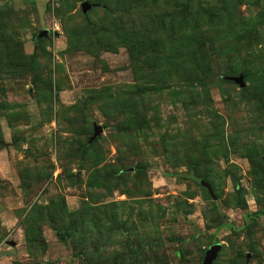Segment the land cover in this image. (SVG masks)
I'll list each match as a JSON object with an SVG mask.
<instances>
[{"label": "rangeland", "instance_id": "1", "mask_svg": "<svg viewBox=\"0 0 264 264\" xmlns=\"http://www.w3.org/2000/svg\"><path fill=\"white\" fill-rule=\"evenodd\" d=\"M0 141V264H264V0H0Z\"/></svg>", "mask_w": 264, "mask_h": 264}, {"label": "water", "instance_id": "2", "mask_svg": "<svg viewBox=\"0 0 264 264\" xmlns=\"http://www.w3.org/2000/svg\"><path fill=\"white\" fill-rule=\"evenodd\" d=\"M92 5L88 4V3H84L82 5V12L84 15H86L91 9H92ZM49 31H43L39 34L38 36V40L43 39L45 37L48 36ZM239 83V85L243 88L245 87V84L243 82L242 79L237 81ZM93 126H94V130H95V134H94V138L92 140H95L97 137H99L103 131L102 126L98 125L96 122H93ZM0 145H3V142L0 141ZM198 183H200L202 186H204L205 188H207V190L209 191L210 195L213 196V189L212 187L205 183L203 180H196ZM222 250V244H216L214 245L210 251L207 252L206 258L203 262V264H214V262L216 261L220 251Z\"/></svg>", "mask_w": 264, "mask_h": 264}, {"label": "trees", "instance_id": "3", "mask_svg": "<svg viewBox=\"0 0 264 264\" xmlns=\"http://www.w3.org/2000/svg\"><path fill=\"white\" fill-rule=\"evenodd\" d=\"M92 7L94 8L95 6L92 5ZM91 10H92V9H91ZM87 14H88V13H87ZM87 14H86V16H87ZM192 179L197 180L198 178H195V177L193 176Z\"/></svg>", "mask_w": 264, "mask_h": 264}]
</instances>
